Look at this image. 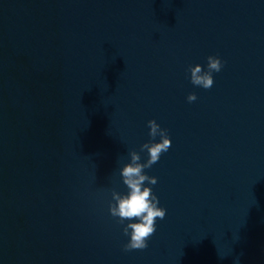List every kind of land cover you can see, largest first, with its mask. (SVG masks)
<instances>
[{"label":"water","instance_id":"obj_1","mask_svg":"<svg viewBox=\"0 0 264 264\" xmlns=\"http://www.w3.org/2000/svg\"><path fill=\"white\" fill-rule=\"evenodd\" d=\"M151 119L167 211L125 251L111 191ZM0 264H264V0H0Z\"/></svg>","mask_w":264,"mask_h":264},{"label":"clouds","instance_id":"obj_2","mask_svg":"<svg viewBox=\"0 0 264 264\" xmlns=\"http://www.w3.org/2000/svg\"><path fill=\"white\" fill-rule=\"evenodd\" d=\"M223 62L218 56L207 57V70L200 64L189 67L190 81L194 86L210 89L214 85L213 72H220ZM187 101L192 103L197 100L194 93L187 96ZM149 137L151 140L140 146V152L147 153V160L141 162L140 152L131 150L129 152L130 162L120 169L122 183L127 188L126 194L115 190L111 191L109 202V213L117 218L118 222L124 224L123 233L129 237L124 245L125 251L144 250L148 247L149 239L156 232V220H163L166 216V209L159 206V198L153 193L152 188L145 184L155 185L158 180L154 176L145 173V169L156 164L163 153L171 146L168 130L161 128L155 119L147 122ZM159 136V142H155Z\"/></svg>","mask_w":264,"mask_h":264}]
</instances>
